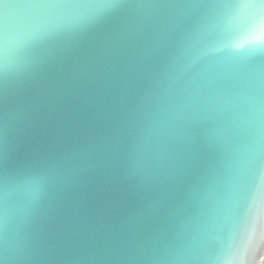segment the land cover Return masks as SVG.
Returning a JSON list of instances; mask_svg holds the SVG:
<instances>
[{
  "label": "snow or ice",
  "instance_id": "1",
  "mask_svg": "<svg viewBox=\"0 0 264 264\" xmlns=\"http://www.w3.org/2000/svg\"><path fill=\"white\" fill-rule=\"evenodd\" d=\"M41 6L99 9L73 15L28 44L29 59L9 73L0 41V233L12 188L28 193L31 217L64 203L99 173L121 178L141 201L142 222L104 234L65 239L37 236L41 254L20 264H241V245L229 238L211 261L194 254L204 191L222 176L224 156L208 136L210 122L188 121L183 158L158 177L130 166L127 141L144 101L189 52L216 77L235 85L249 69L264 78V0H33ZM0 0V8H7ZM141 9H187L170 19ZM36 96L62 120L47 118L9 150V103ZM38 110V109H37ZM232 232H264V167L233 188ZM0 264H9L0 250Z\"/></svg>",
  "mask_w": 264,
  "mask_h": 264
},
{
  "label": "water",
  "instance_id": "2",
  "mask_svg": "<svg viewBox=\"0 0 264 264\" xmlns=\"http://www.w3.org/2000/svg\"><path fill=\"white\" fill-rule=\"evenodd\" d=\"M7 3V8H0V41L10 74L29 59L28 44L39 33L73 15L99 11L41 6L33 0ZM139 11L146 16L168 12L175 19L189 10ZM47 118L62 120L64 115L48 111L36 96L11 100L6 126L9 150L18 137L26 136L30 127ZM194 118L210 122L208 136L225 163L220 179L202 194L199 220L189 226L197 237L194 254L211 261L218 245L230 236L241 245V264H264V232L243 239L232 232L233 188L238 180L250 178L264 167V78L259 69L245 70L234 86L223 88L202 64L195 63V52H189L144 101L139 123L127 141L130 166L141 177L162 176L176 167L183 158L187 123ZM140 208V199L120 177L99 173L64 203L42 207L31 217L28 193L13 183L4 202L6 223L0 233V250L9 264H20L41 254L37 236L74 239L134 228L142 222Z\"/></svg>",
  "mask_w": 264,
  "mask_h": 264
}]
</instances>
